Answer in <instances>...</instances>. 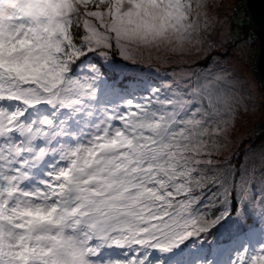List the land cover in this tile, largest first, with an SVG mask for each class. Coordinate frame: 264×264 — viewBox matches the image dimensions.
<instances>
[{
    "label": "snow or ice",
    "instance_id": "6c2138e0",
    "mask_svg": "<svg viewBox=\"0 0 264 264\" xmlns=\"http://www.w3.org/2000/svg\"><path fill=\"white\" fill-rule=\"evenodd\" d=\"M249 10L0 0V264H264Z\"/></svg>",
    "mask_w": 264,
    "mask_h": 264
},
{
    "label": "water",
    "instance_id": "95a60500",
    "mask_svg": "<svg viewBox=\"0 0 264 264\" xmlns=\"http://www.w3.org/2000/svg\"><path fill=\"white\" fill-rule=\"evenodd\" d=\"M250 15L254 16L253 21L257 25V31L264 25V0H250Z\"/></svg>",
    "mask_w": 264,
    "mask_h": 264
},
{
    "label": "trees",
    "instance_id": "16d2710c",
    "mask_svg": "<svg viewBox=\"0 0 264 264\" xmlns=\"http://www.w3.org/2000/svg\"><path fill=\"white\" fill-rule=\"evenodd\" d=\"M251 27H253V28L257 29V25L255 24V22H254V21H252V25H251Z\"/></svg>",
    "mask_w": 264,
    "mask_h": 264
}]
</instances>
